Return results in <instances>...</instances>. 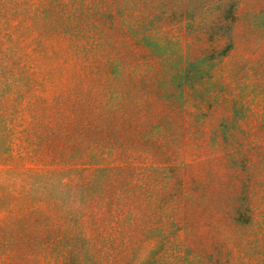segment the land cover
<instances>
[{
    "label": "rangeland",
    "instance_id": "374dc122",
    "mask_svg": "<svg viewBox=\"0 0 264 264\" xmlns=\"http://www.w3.org/2000/svg\"><path fill=\"white\" fill-rule=\"evenodd\" d=\"M0 264H264V0H0Z\"/></svg>",
    "mask_w": 264,
    "mask_h": 264
}]
</instances>
